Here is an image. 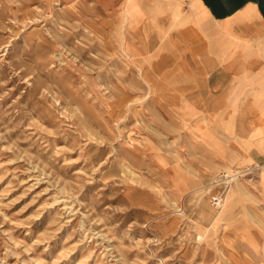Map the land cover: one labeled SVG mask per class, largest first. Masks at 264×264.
I'll return each instance as SVG.
<instances>
[{"label": "rangeland", "instance_id": "rangeland-1", "mask_svg": "<svg viewBox=\"0 0 264 264\" xmlns=\"http://www.w3.org/2000/svg\"><path fill=\"white\" fill-rule=\"evenodd\" d=\"M117 1L0 0V264H264L262 211L253 224L236 208L255 250L202 214L219 213V173L253 168L235 184L247 191L256 166L226 169L196 139L155 30L142 55L104 46L97 25L118 27ZM158 156L193 188L173 191Z\"/></svg>", "mask_w": 264, "mask_h": 264}, {"label": "crops", "instance_id": "crops-1", "mask_svg": "<svg viewBox=\"0 0 264 264\" xmlns=\"http://www.w3.org/2000/svg\"><path fill=\"white\" fill-rule=\"evenodd\" d=\"M117 2L119 6L110 18L119 21L118 27L114 29L109 19L97 25L104 46L114 47V40H118L119 51L142 55L151 45L145 35L155 30L158 44L153 51L165 56L166 78L186 90L181 112L193 116L189 121L200 131L196 139L226 169L244 163L256 166L247 191L242 184L235 185L238 181L231 186L233 195L225 213L211 217L202 208L204 217L212 218L211 223L232 227L237 239L255 250L251 225L259 224L256 210L264 215V0ZM113 31L119 39L112 37ZM142 63L139 78L152 89L158 77L156 66L150 64L149 70ZM156 161L177 194L193 188L194 180L179 167L161 156ZM243 202L246 217L252 222L249 225L242 224L243 216L236 212ZM221 236L227 240L225 230ZM241 264L250 263L243 259Z\"/></svg>", "mask_w": 264, "mask_h": 264}, {"label": "built area", "instance_id": "built-area-1", "mask_svg": "<svg viewBox=\"0 0 264 264\" xmlns=\"http://www.w3.org/2000/svg\"><path fill=\"white\" fill-rule=\"evenodd\" d=\"M254 169L248 167L246 170H236V171H225L219 173L217 180L210 184L211 187H214V191L209 194V202L213 209L219 210L224 204V200L227 192L231 186L240 181L243 177L252 174ZM251 178H248V181H251Z\"/></svg>", "mask_w": 264, "mask_h": 264}, {"label": "bare ground", "instance_id": "bare-ground-1", "mask_svg": "<svg viewBox=\"0 0 264 264\" xmlns=\"http://www.w3.org/2000/svg\"><path fill=\"white\" fill-rule=\"evenodd\" d=\"M89 86V85H88ZM93 87V86H92ZM233 195V192H232V189L230 188L229 189V191L227 192V194H226V197H225V200H224V204H223V206L221 207V209H219V213L220 212H222V213H225V209H228L229 208V206H230V203H229V201H230V197ZM179 203V202H178ZM177 204V203H176ZM174 205V203H172V206ZM217 216V215H216ZM216 218V217H215ZM217 220L218 219H216L215 220V222L217 223ZM211 226H214V227H216V228H220V226L218 225V223L215 225V224H213V222L211 223ZM227 227H229L228 225H225V226H223V228H220V231L222 232L221 234H223V231L224 230H226V228ZM200 239V238H199ZM217 242V241H216ZM219 244H220V250L224 253H228L229 254V249H228V247H227V243L226 242H224V241H222V240H220L219 239ZM223 255V254H222ZM222 259V258H221Z\"/></svg>", "mask_w": 264, "mask_h": 264}]
</instances>
